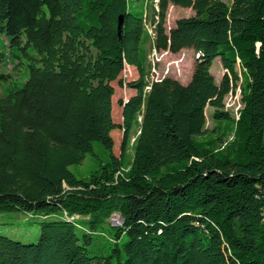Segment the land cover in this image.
<instances>
[{
	"label": "trees",
	"instance_id": "obj_1",
	"mask_svg": "<svg viewBox=\"0 0 264 264\" xmlns=\"http://www.w3.org/2000/svg\"><path fill=\"white\" fill-rule=\"evenodd\" d=\"M127 1L0 0V63H11L0 72V212L41 218L33 242L0 233V264H264V0H136L137 12ZM168 4L192 14L166 29ZM150 47L191 48L187 82L146 81ZM124 65L134 94L116 101L114 123L110 82ZM236 86L233 117L223 98ZM206 107L227 125L198 141ZM94 142L106 160L75 175Z\"/></svg>",
	"mask_w": 264,
	"mask_h": 264
},
{
	"label": "rangeland",
	"instance_id": "obj_2",
	"mask_svg": "<svg viewBox=\"0 0 264 264\" xmlns=\"http://www.w3.org/2000/svg\"><path fill=\"white\" fill-rule=\"evenodd\" d=\"M225 3H229L230 0H222ZM155 2V1H154ZM150 4V3H148ZM127 5L130 11L137 12L143 11L142 3H138L136 0H128ZM192 12L189 8L174 6L171 4L167 5L165 16H164V27L167 29L169 28L175 19L180 17H186L191 15ZM149 43V42H148ZM147 43L146 47H149ZM151 48L146 52V66H145V79L146 81L150 80V78H154L159 76L160 73L166 71V77L172 78L177 80L181 84H185L190 76L192 71V67L194 64L195 53L191 48H183L176 53H169V54H162L157 55L158 60L155 61L154 57L151 52ZM0 52L6 53L5 41L3 35H0ZM149 57V59H148ZM153 62L151 64L150 62ZM149 66H148V64ZM155 70L156 74L151 72V68ZM11 68V63L3 64L0 63V72L7 73V71ZM12 72V70H11ZM209 72L212 75L214 81L217 83L223 69L220 66L219 60L217 57L213 58L210 66ZM152 74V76H151ZM137 76L136 70L131 67L124 65L123 69L119 73L118 77L121 80V83H117L116 80L110 82L113 93L110 97V117L114 123L121 122V113H120V106L116 103L118 99L125 100L127 97L134 94V90L125 87L124 83L128 80L134 79ZM19 80L21 75L18 76ZM5 83L0 81V93L2 92ZM146 91V90H145ZM223 107L224 110L228 111L231 116H235L237 110L241 107V100H240V91L238 86L233 91L227 93L223 98ZM211 109L206 107L204 110L205 114V133L198 137L196 140L198 141H205L209 139L211 136H215L213 133H218L221 129L225 128L227 124L221 122L220 129L217 126L215 121H212L209 114ZM139 121V118H137ZM138 126L134 125L131 130L130 140L127 145V149L121 159V167L118 171L119 174H122L127 171L129 168V164L132 160V153H133V143L134 138L137 134ZM213 131V132H212ZM110 137L112 139V148L111 151L114 156L119 155V144L121 138V131L117 128L112 129L110 132ZM93 155H86L81 164L77 166H70L69 169L75 173L77 176H82L87 174L88 171L96 168L100 163L106 160L105 151L102 146L94 142L93 143ZM65 216V214H63ZM52 217H48L50 219ZM68 219H76L77 215L69 216ZM39 220L41 218L30 216L28 213L21 212V211H11V212H0V233L12 238L19 240L21 242H33L36 240L38 231H39ZM121 218L118 214L114 213L111 214L108 218V222L110 225H119L121 223Z\"/></svg>",
	"mask_w": 264,
	"mask_h": 264
},
{
	"label": "built area",
	"instance_id": "obj_3",
	"mask_svg": "<svg viewBox=\"0 0 264 264\" xmlns=\"http://www.w3.org/2000/svg\"><path fill=\"white\" fill-rule=\"evenodd\" d=\"M150 31V30H149ZM170 52L169 51H167V50H155L154 48H151V52H150V54H152V56L154 57V59H155V61H157L158 60V58H157V55H162V54H169ZM148 59H149V57H148ZM151 64H153V62L151 61L150 62ZM154 67H152L151 68V72H153L154 74H156V72H155V70L153 69ZM151 76H152V74H151ZM167 75H166V73L165 72H163V73H160L159 74V76H156V77H154V78H164V77H166Z\"/></svg>",
	"mask_w": 264,
	"mask_h": 264
},
{
	"label": "water",
	"instance_id": "obj_4",
	"mask_svg": "<svg viewBox=\"0 0 264 264\" xmlns=\"http://www.w3.org/2000/svg\"><path fill=\"white\" fill-rule=\"evenodd\" d=\"M120 23H121V16H118L117 17V24H116V32H117V34L119 32Z\"/></svg>",
	"mask_w": 264,
	"mask_h": 264
}]
</instances>
